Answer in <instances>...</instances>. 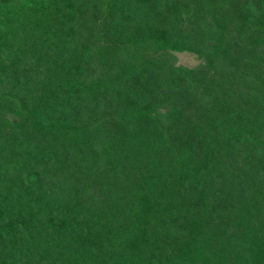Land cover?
<instances>
[{
	"label": "trees",
	"instance_id": "1",
	"mask_svg": "<svg viewBox=\"0 0 264 264\" xmlns=\"http://www.w3.org/2000/svg\"><path fill=\"white\" fill-rule=\"evenodd\" d=\"M0 264H264V0H0Z\"/></svg>",
	"mask_w": 264,
	"mask_h": 264
},
{
	"label": "rangeland",
	"instance_id": "2",
	"mask_svg": "<svg viewBox=\"0 0 264 264\" xmlns=\"http://www.w3.org/2000/svg\"><path fill=\"white\" fill-rule=\"evenodd\" d=\"M176 57V64L183 65L186 67H194L199 65L202 60L194 53L188 51L174 52Z\"/></svg>",
	"mask_w": 264,
	"mask_h": 264
}]
</instances>
